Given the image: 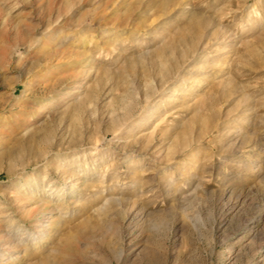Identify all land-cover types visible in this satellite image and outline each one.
<instances>
[{"label": "rangeland", "instance_id": "1", "mask_svg": "<svg viewBox=\"0 0 264 264\" xmlns=\"http://www.w3.org/2000/svg\"><path fill=\"white\" fill-rule=\"evenodd\" d=\"M43 258L264 264V0H0V264Z\"/></svg>", "mask_w": 264, "mask_h": 264}, {"label": "bare ground", "instance_id": "2", "mask_svg": "<svg viewBox=\"0 0 264 264\" xmlns=\"http://www.w3.org/2000/svg\"><path fill=\"white\" fill-rule=\"evenodd\" d=\"M201 24H202V19L200 18V17H198V16H194L193 18H191L190 20H189V22H188V24L186 25L187 26V29L189 30V31H192V32H197V30L199 29V27L201 26ZM166 60V59H165ZM170 60V59H169ZM190 79V78H189ZM192 79H193V77H192ZM191 80V79H190ZM192 81V80H191ZM125 118H123L121 121H120V118H113V122H114V124H116V125H120V124H122V123H124L125 122V120H124ZM45 153V152H44ZM76 170V166L75 167H73V169L72 170H70V172H69V174L67 175V177L65 178V179H67L66 181H64V184L63 185H61L58 189H53V190H46L45 189V187H42V194H43V197H41V199H40V201L42 200V201H44L45 199H47L48 200V198L49 197H56V196H63V194H64V196H68V195H70L75 189H76V184L77 183H80V184H84V182L86 181V176H87V174L88 173H86L85 175H84V177H83V180L82 181H79V182H72V180H74V179H72V177L74 176V171ZM76 174V173H75ZM29 182H30V186H31V188L32 187H35L36 185H37V182H38V180L35 178V177H32V176H30L29 177ZM30 188V189H31ZM63 196V197H64ZM123 198V195H121V197H112L111 199H109V200H106V201H108V204H110V205H112V204H114L115 202H120V200H125V199H122ZM47 200H45V201H47ZM76 201V200H75ZM71 202H74V200H72ZM77 202V201H76ZM43 204V203H42ZM44 205H46V204H44ZM115 205V204H114ZM104 208V207H103ZM46 211L47 212H43V216L44 217H47V221H48V224H43V222L44 221H42V223L41 224H39V226H48V227H51V229H52V227H54V226H56L58 223H59V221H61V216L62 215H60V216H58L57 218L55 217V218H53L50 214H52V213H55V212H59L60 211V208L59 207H57L56 205H47V208H46ZM62 211V210H61ZM60 214H61V212H60ZM45 215H47V216H45ZM42 230V229H41ZM43 233V232H42ZM40 236H42V235H40ZM32 239H34V238H32ZM69 239V238H68ZM19 243V242H18ZM16 246V245H15ZM14 246V247H15ZM12 247H13V245H12ZM25 252L23 253V256L26 254V249L24 250ZM12 256V255H11ZM11 256H9V257H11ZM20 256V255H19ZM21 257H22V255H21ZM40 264H50V262L48 261V259H46V258H43L41 261H40Z\"/></svg>", "mask_w": 264, "mask_h": 264}]
</instances>
